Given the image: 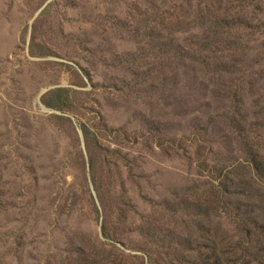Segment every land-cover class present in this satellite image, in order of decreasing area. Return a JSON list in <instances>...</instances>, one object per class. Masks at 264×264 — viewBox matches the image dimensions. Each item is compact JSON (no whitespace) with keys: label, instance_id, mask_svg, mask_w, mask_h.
I'll return each mask as SVG.
<instances>
[{"label":"rangeland","instance_id":"374dc122","mask_svg":"<svg viewBox=\"0 0 264 264\" xmlns=\"http://www.w3.org/2000/svg\"><path fill=\"white\" fill-rule=\"evenodd\" d=\"M0 264H264V0H0Z\"/></svg>","mask_w":264,"mask_h":264}]
</instances>
